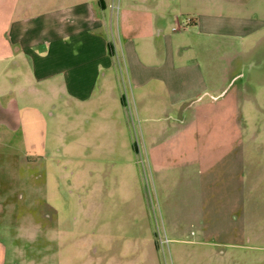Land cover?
Here are the masks:
<instances>
[{"label": "rangeland", "instance_id": "rangeland-1", "mask_svg": "<svg viewBox=\"0 0 264 264\" xmlns=\"http://www.w3.org/2000/svg\"><path fill=\"white\" fill-rule=\"evenodd\" d=\"M104 1L125 114L119 112L114 127L92 102L69 99L63 106L60 87L51 94L35 83L22 93L20 128L11 136L0 132V199L8 198L15 214L0 220V231L7 232V264H264V40L238 59L223 90L203 94L192 107L198 119L191 126L194 142L209 147L212 158L204 198L196 205L192 200L187 210L198 209L195 222L165 209L151 168L152 142L145 135L160 123L138 112L137 91L128 85L122 58L119 23L130 13L139 17L150 1ZM168 2L174 5L164 10L180 20L174 31L190 28L186 20H204V5ZM212 51L210 60L222 66L223 48ZM199 60L204 66L205 54ZM27 77L23 83L34 76ZM128 132L137 179L129 177L130 169L106 161L116 156L110 148L122 146ZM200 168L193 166L194 176ZM176 181L175 192L185 183L191 195L200 196L196 178ZM174 225L181 232L172 233ZM164 236L167 244L161 242Z\"/></svg>", "mask_w": 264, "mask_h": 264}, {"label": "crops", "instance_id": "crops-1", "mask_svg": "<svg viewBox=\"0 0 264 264\" xmlns=\"http://www.w3.org/2000/svg\"><path fill=\"white\" fill-rule=\"evenodd\" d=\"M148 1L150 5H145L139 17L130 13L119 23L122 58L128 85L137 91L138 112L146 114L144 120L160 123L156 130L146 129L145 135L152 142L151 168L165 209L180 218L193 216L196 222L198 209L187 210L192 200L196 205L204 198L212 158L209 147L194 142L196 129L191 126L198 119L192 107L203 94L223 90L238 59L264 40V0H188L204 5L205 16L204 20H184L190 28L183 31L173 30L180 20L164 10L174 2ZM106 10L104 0H0V132L11 136L20 128L19 101L22 93L35 89V83H43L51 94L60 87L63 106L69 99L79 105L92 102L95 109L100 106L109 124L116 126V116L125 114V106L109 44ZM222 48L217 56L223 64L217 67L210 60L212 50L218 54ZM202 54L204 66L199 60ZM29 74L34 76L32 81L23 83ZM126 137L122 146L110 148L116 156L106 161L116 169H130L129 177L137 179L130 132ZM195 165H201L196 177ZM192 178L198 182L194 190L200 196L191 195L185 183L174 191L176 180ZM0 201V220L14 216L13 203L6 197ZM199 209L203 210L202 205ZM198 229L199 234L204 232L203 226ZM170 230L181 232L178 225ZM5 233L1 229L0 264H7L9 257Z\"/></svg>", "mask_w": 264, "mask_h": 264}, {"label": "built area", "instance_id": "built-area-1", "mask_svg": "<svg viewBox=\"0 0 264 264\" xmlns=\"http://www.w3.org/2000/svg\"><path fill=\"white\" fill-rule=\"evenodd\" d=\"M180 28H181V27L177 24V26H175L173 30H179ZM140 160H141V162L143 163V157H142V155H140ZM168 241H169L168 238L165 237V236L161 238V242H162V243L167 244Z\"/></svg>", "mask_w": 264, "mask_h": 264}]
</instances>
